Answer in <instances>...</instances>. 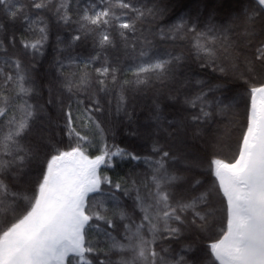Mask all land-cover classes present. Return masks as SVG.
Instances as JSON below:
<instances>
[{"label": "trees", "instance_id": "16d2710c", "mask_svg": "<svg viewBox=\"0 0 264 264\" xmlns=\"http://www.w3.org/2000/svg\"><path fill=\"white\" fill-rule=\"evenodd\" d=\"M174 1L135 0L137 7L154 8L155 13L146 16L143 22H137L135 36L138 39L129 34L132 46L126 48L116 36L115 46L103 52L96 43L98 38L94 33L80 30V18L84 11L91 9L93 4L102 8L104 5L100 0H63L70 22L60 18L63 12L57 14L53 5L59 0H51L48 7L39 10L32 7L33 0H9L10 7L23 6V12L15 18L0 5V43L3 45L0 48V67L5 73H14L15 69L5 65V61L18 60L22 65L21 71L26 74L24 86L30 89L28 95L17 97L15 84L3 87L0 80V88L11 100L8 116L0 118V126L6 125L15 107L24 102L32 106L34 113L28 130L20 138L21 145L26 149L25 153H20L25 156L24 162L13 163L0 174V179L13 192L31 197L54 146L68 150L75 143V138L70 140L67 135L66 113L69 106L74 127L90 137L91 144L87 150L90 157L99 154L101 145L89 117L103 129L108 145L118 146L139 157L136 160L116 157L110 167L100 170L112 181V185L119 183L121 188L116 190L103 184L104 195L96 194V198L105 200L109 208L118 205L127 216L125 220L114 217L113 228L103 222H91L98 224L99 228H89L87 239L104 250L98 254L101 260L115 262L121 258V254L109 251L110 241L104 232L122 240L125 225L135 231L136 226L143 222L142 232L146 238L152 239L148 225L143 221L144 212L137 195L139 192L141 197H147L149 190L155 193L153 175L177 177L171 183L161 185L173 206L178 201L206 193L205 211L214 213L204 231L187 223L180 226L169 221L173 227H181L178 236H170L164 231L161 220L153 244L158 253L157 264H176L181 257L186 264H206L207 246L226 223V201L218 191L211 161L219 158L232 162L238 155L250 107L249 85L244 83L238 72L232 70L222 54L213 63L204 53H198L194 38L199 33H207L217 40L242 44L244 38L238 27L239 17L251 0H178L179 3L173 6ZM171 5L173 8H170ZM182 22L187 26L186 30L177 33L174 26ZM37 27L46 28L47 39L40 50L34 52L26 49L24 44L34 38L33 30ZM77 35L80 39L74 40ZM142 52L144 55H141ZM98 54L99 58L92 60ZM104 56L119 71L115 82L109 76L106 90H101L95 70L102 66ZM157 60L169 61L167 71L159 75L148 74L145 83L137 84L136 68ZM85 73L89 79L87 88L69 92L67 80L78 79ZM181 85L183 88L177 89ZM158 93L167 97L157 98L156 95L162 96ZM198 96L202 99L198 100ZM88 108L91 111H85ZM201 108L210 115L193 119L201 115ZM16 114L19 115V112ZM183 119L186 120L184 125L180 123ZM85 124L88 128L84 127ZM181 126L186 133L183 137L188 140L194 137V144L174 141L182 137L174 132ZM4 130H7L6 126ZM143 135H147L146 138ZM200 143L204 147L216 144L217 148L206 150ZM154 148L159 151H154ZM163 152H168L169 156L164 158V168L156 173L155 162L161 159ZM192 160L198 168L190 166ZM112 195L116 197L115 201L109 199ZM148 202H151L150 197ZM18 204L22 207L24 201L20 200ZM123 255L131 258L130 252Z\"/></svg>", "mask_w": 264, "mask_h": 264}, {"label": "snow or ice", "instance_id": "6c2138e0", "mask_svg": "<svg viewBox=\"0 0 264 264\" xmlns=\"http://www.w3.org/2000/svg\"><path fill=\"white\" fill-rule=\"evenodd\" d=\"M50 3L51 0H33L32 7L44 9ZM100 3L104 5L102 8L93 4L91 9L84 11L80 18V30L96 35V43L101 52L115 46L116 36L126 48L132 46L129 34L138 39L135 36L137 22H143L146 16L156 11L154 8L137 7L135 0H100ZM0 5L13 18L23 12V6L10 7L9 0H0ZM53 6L57 14L63 12L60 17L62 20L70 22L67 5L63 0ZM239 20L238 27L244 38L240 45L217 40L207 33H199L194 38L197 52L204 53L211 62L215 63L221 54L229 61L232 70L238 72L244 83L249 85L250 97L246 130L238 155L232 162L219 158L211 161L218 191L226 201V223L207 246L206 264H264V0H251L244 7ZM186 27L182 22L175 25L174 30L179 33L185 31ZM33 34L34 38L26 42L24 47L38 52L47 39L46 28L37 27ZM73 39L79 40L80 36ZM98 58L99 54L92 57V60ZM168 64L167 60H157L155 63L139 65L134 73L135 82L145 83L148 74H163ZM5 65L14 68L15 72L5 73L0 67L3 87L12 83L16 86L17 97L28 95L30 89L24 86L26 74L21 71V63L18 60L5 61ZM95 71L99 77L97 84L101 90H106L109 76L115 82L119 69L109 64L107 56H104L102 66ZM88 83V75L85 73L78 79L67 80L66 87L69 92L74 89L79 91L86 89ZM197 99L202 97L198 96ZM120 100L123 101L122 96ZM95 103L98 105V101ZM192 103L195 106V102ZM10 104V98L0 88V118L8 116ZM85 111H91V108ZM33 115L32 106L24 102L15 107L6 125L0 126V174L13 163L24 162L25 156L20 153H25L26 149L21 145L20 138L28 130ZM66 115L67 135L70 140L75 138V143L68 150L54 146L31 197L13 192L0 179V264H157L158 253L153 244L161 220L164 231L170 236H178L181 227H173L169 221L180 226L187 223L201 231L209 227V219L214 213L205 211L208 194L178 201L173 206L161 185L171 183L177 177L153 175L155 193L149 190L147 197H141L139 192L137 195L144 212L143 221L147 223L152 239L146 238L142 232L143 222L136 226L135 231L125 225L126 232L122 240L110 232H104L110 241L109 251L121 254V258L115 262L98 259V254L104 250L87 239L89 228H99L98 224L93 225L91 222H103L113 228L114 217L127 219L126 213L118 205L109 208L105 200L96 198V194L104 195L101 187L103 184L113 186L116 190L121 188L119 183L112 185V181L102 175L100 170L102 167H110L116 157L133 160L139 157L118 146L108 145L103 129L89 117L101 145L98 148L99 154L90 157L87 154L90 137L74 127L71 106ZM209 115V112L201 108V115L193 119ZM84 127L88 128V124ZM153 150L159 151L156 148ZM168 156V152H163L161 159L155 162L156 173L164 168L163 161ZM3 157L12 159L6 160ZM109 199L115 201L116 197L112 195ZM20 200L24 201L22 207L18 204ZM129 252L131 258H125L123 254ZM176 264L186 262L181 257Z\"/></svg>", "mask_w": 264, "mask_h": 264}, {"label": "rangeland", "instance_id": "374dc122", "mask_svg": "<svg viewBox=\"0 0 264 264\" xmlns=\"http://www.w3.org/2000/svg\"><path fill=\"white\" fill-rule=\"evenodd\" d=\"M180 1V0H179ZM179 1L178 0H176V1H174L175 3L173 4V6L174 5H177L178 3H179ZM173 6L171 5V7L170 8H173ZM52 80V78L51 77H49V81H51ZM172 85H173V83H171ZM182 84V83H181ZM184 84V83H183ZM181 88H183V85H181V86H178V88L177 89H181ZM158 94H161L162 96H160V95H156V97L157 98H166L167 96H165L163 93H158ZM109 117H111V114L109 113ZM151 120V119H150ZM182 125H184L185 123H186V120L185 119H183L181 122H180ZM184 123V124H183ZM178 132V133H180V135H182V137L181 138H176L175 139V137H174V141H176L177 143H180V144H184V143H187V141H190V143H193L194 144V137L191 139V140H188L187 138H184L183 136L184 135H186V133H185V130H184V128H183V126H181L180 128L178 127L177 128V130H175L174 132ZM188 132V131H187ZM145 138H146V136L147 135H143ZM144 139V138H143ZM219 139H220V136H219ZM197 141V140H196ZM200 145L202 146V148L203 149H208V148H217V146H216V144H210V145H206L205 147H204V145L202 144V143H200ZM189 152H187V153H185V154H188ZM190 153H192L191 151H190ZM184 154V155H185ZM190 155V154H189ZM194 160V159H193ZM193 160H192V162L190 163L191 165V167H193V168H198L199 166H197V165H195V162H193Z\"/></svg>", "mask_w": 264, "mask_h": 264}]
</instances>
